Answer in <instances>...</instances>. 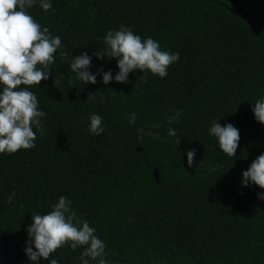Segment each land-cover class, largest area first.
<instances>
[{
	"label": "trees",
	"instance_id": "1",
	"mask_svg": "<svg viewBox=\"0 0 264 264\" xmlns=\"http://www.w3.org/2000/svg\"><path fill=\"white\" fill-rule=\"evenodd\" d=\"M51 3L48 12L38 0L28 9L63 47L50 78L29 89L47 113L44 134L36 132L35 148L0 154V264H31L24 251L31 214L51 211L60 196L96 229L108 264H264V200L257 195L264 189L241 183L264 153V124L252 111L264 98V0ZM121 26L180 54L167 76L135 70L123 84L105 85L102 76L95 85L77 80L60 52H86L93 74L102 67L115 76L117 59L100 60L95 52ZM178 111L179 123L169 125ZM90 114L102 117L100 136L88 131ZM213 120L239 129L235 157L209 134ZM144 129L150 132L140 137ZM82 250L65 245L53 256L59 264H81Z\"/></svg>",
	"mask_w": 264,
	"mask_h": 264
},
{
	"label": "clouds",
	"instance_id": "2",
	"mask_svg": "<svg viewBox=\"0 0 264 264\" xmlns=\"http://www.w3.org/2000/svg\"><path fill=\"white\" fill-rule=\"evenodd\" d=\"M40 8L45 12L52 9L51 0H38ZM37 0H0V154H13L21 149L35 148L36 132L44 134L41 119L47 113L38 110V100L30 87L40 85L41 81L50 78V65L55 62L54 54L62 49L59 36H53L47 27H41L29 14ZM105 47L95 52L97 59L116 58L118 73L104 71L101 67L93 74L92 57L86 52L73 57L66 51L60 52L61 60L69 61L70 70L77 80L83 84L97 83V76H102L105 85L113 79L116 83H127L129 74L135 70L145 73L149 70L160 78L167 76L170 65L179 60L180 54L162 51L157 41L151 37L142 40L130 28L121 26L119 30L108 31L103 38ZM142 79H146V75ZM60 84L56 76L54 86ZM23 86V87H22ZM99 90L89 93L88 102H94ZM101 103L103 99L101 98ZM252 111L258 123L264 124V98L255 101ZM182 113L176 112L168 118V123H179ZM129 123L135 124L136 116L131 114ZM35 129V130H34ZM88 131L100 136L104 131L102 117L96 114L89 116ZM215 137L220 150L229 157H235L241 139L239 129L231 123L224 126L213 120L208 129ZM168 135L177 137L175 128L169 127ZM180 138L176 143L180 144ZM196 150L187 152L188 167L194 164ZM201 164V163H200ZM200 166V165H199ZM215 171L209 169V174ZM242 186L250 184L264 189V153L252 161L250 167L242 173ZM258 199L264 200V194L258 193ZM16 193H11L7 200L11 203ZM32 222L26 229L28 233L25 254L31 264H39L41 258L49 264H59L53 256L57 249L69 246L72 250L82 248L79 259L81 264H108L105 257L106 244L95 233L83 217H78L73 210L72 201L60 196L46 214L33 213ZM50 257H54L49 260Z\"/></svg>",
	"mask_w": 264,
	"mask_h": 264
},
{
	"label": "rangeland",
	"instance_id": "3",
	"mask_svg": "<svg viewBox=\"0 0 264 264\" xmlns=\"http://www.w3.org/2000/svg\"><path fill=\"white\" fill-rule=\"evenodd\" d=\"M149 132H150V131L145 130V129H144V130H140V131H139V136H140V137H143L144 135L148 134Z\"/></svg>",
	"mask_w": 264,
	"mask_h": 264
}]
</instances>
